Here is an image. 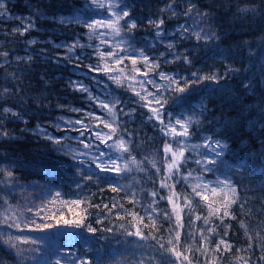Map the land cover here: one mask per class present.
I'll list each match as a JSON object with an SVG mask.
<instances>
[{"label": "trees", "instance_id": "obj_1", "mask_svg": "<svg viewBox=\"0 0 264 264\" xmlns=\"http://www.w3.org/2000/svg\"><path fill=\"white\" fill-rule=\"evenodd\" d=\"M3 2L7 14L0 15V53L7 55H0V220L13 211L19 219L0 223V264H81V261L161 264V245L172 247L168 240L178 230L167 199L170 189L161 188L168 160L164 146L167 143L176 149L181 140L188 146L181 175L168 180L177 194L184 195L191 193L190 184L197 181L186 182L182 176L188 172L193 177L199 176L201 167L195 161L201 159V154H209L204 147L192 149L191 146L202 145L207 136L222 141L227 147L217 171L204 173V178L215 184L218 177L226 175L237 188L236 203L230 206L229 217L223 220L212 217L205 224L203 217L208 216V208L199 197H192L191 210L181 213L184 226L179 229L183 245L180 250L191 248L185 254L190 256L192 264H211L213 260L217 264H242L240 258L249 264H264V0H191L198 11L208 14L200 26L219 37L207 43L181 38L176 32L179 24L193 23L182 15L189 0H123L130 17L120 22L121 36L104 26L96 28L94 33L84 27V20L113 19L108 0H101L105 4L103 8L91 0ZM173 2L179 13L175 17L166 7ZM159 18L165 20L164 32L171 33L162 39L156 38L157 30L149 24L150 20ZM129 19L137 25L131 32L125 31ZM29 22L34 26L23 35L13 31ZM104 40L108 43L101 42ZM121 40L125 41L123 47L128 51L119 55L127 57L131 49L143 48L146 55L159 63L158 71L193 81L184 93L171 90L165 93L169 100L166 109L173 114V124L181 115L197 118L189 128V137L161 132L159 122L148 119L151 113L143 107L145 102L129 90L128 81L118 86L109 78L118 73L93 71L105 66L99 52L114 50L113 46ZM168 41L174 42V49L166 47ZM73 45L69 52L68 48ZM183 55H188L192 64L184 63L182 58L174 59ZM107 65L116 67L112 58H107ZM119 67L130 70L132 65L125 59ZM137 67L141 73L147 71L142 62ZM227 69L231 70L225 74ZM193 72L200 76L215 74L218 80L197 82ZM137 78L145 79L142 75ZM148 78L164 83L157 72L150 73ZM74 83L84 85L88 91L77 90ZM145 87L150 92L156 91L152 85L145 84ZM136 88L139 90L138 85ZM89 93L105 102L120 101L114 110L115 120L119 124L118 132L130 148V154L125 153L123 159L128 160L130 155L139 162V166L130 165L131 171L115 173L97 168V164L103 167L109 159L108 156L99 159L101 152L110 153L112 159L119 153H113L95 139V132L109 130L102 125L96 127V121L85 114L92 112L109 121L113 117L98 107ZM201 104L203 109L199 107ZM5 108L10 111L5 113ZM13 112L17 115H12ZM78 119L91 129L83 137L73 130L81 128L75 124ZM168 119L165 116L166 122ZM175 127L180 131L179 125ZM46 135L63 137V143L54 144ZM74 137L91 143L93 148L83 149ZM69 145L90 152V156L74 160ZM92 158H97L95 163ZM6 171H11L12 177H7ZM84 176L92 178L85 180ZM77 184L81 186L78 188ZM110 186L120 190L113 192ZM57 192L61 195L54 201ZM152 192L157 195L153 197ZM130 200L136 203L131 204ZM113 204L118 207L113 208ZM149 206L157 209L153 216L159 231L153 232L141 225L144 239L128 235L134 228L122 217L135 211L145 218V223L151 224L146 215ZM85 212L88 215L84 225L64 223L79 219ZM196 216L202 218L195 220ZM13 223H19L20 227H9ZM45 224L51 227H43ZM88 224L97 231L88 232ZM213 226L215 232L207 233ZM109 228L112 231H105ZM201 232L208 241L204 245L207 253L197 251L201 248ZM9 236L30 237L36 243L14 249L3 242ZM220 239L232 245L227 252L221 246L223 255L215 250ZM168 255L169 260H175ZM169 260L163 264H169Z\"/></svg>", "mask_w": 264, "mask_h": 264}, {"label": "snow or ice", "instance_id": "obj_2", "mask_svg": "<svg viewBox=\"0 0 264 264\" xmlns=\"http://www.w3.org/2000/svg\"><path fill=\"white\" fill-rule=\"evenodd\" d=\"M92 4L98 6V7H105V4L101 2V0H91ZM108 10L110 12V15L113 17V19L106 20V21H99V20H84L83 24L84 27L88 28L91 32H95L96 28L104 26L109 28L112 33H114L116 36H121L122 29L120 26V22L122 20H125V18L130 17V12L126 10L128 8L127 4L123 3V0H108L107 4ZM171 12L172 16L175 17L179 15V13L175 10L176 5L175 3H169L166 6ZM120 8L121 11H115V9ZM161 11H164V9H161ZM241 11H248V9H242ZM7 9L5 8V4L3 0H0V15H6ZM183 16L187 17L190 20H193L192 24H179L177 26L176 32L179 33L181 38L184 39H192L194 38L197 41H204L207 43L211 40H218L219 37L215 33H210L207 31L204 27H201V23L203 19L208 15L206 12H200L196 9V6L191 3V0L188 2V6L186 11L182 13ZM16 19H20L23 21L25 18L17 17ZM127 23V29L125 31L131 32L132 29L136 28L135 21L129 19L126 21ZM149 24L153 25L155 29L157 30L155 32V36L158 39H162L165 35H171V33H165L163 30V25L165 24V20L163 18H159L155 21L150 20ZM34 25L29 22L26 25H23L20 28L14 29V32H19L20 35H23L25 32L29 30V28L33 27ZM34 41H31L30 43H33ZM102 43H108V41L104 40L101 41ZM125 41L121 40L116 45L113 46L112 51H106V52H99V56L102 61L105 62V66L102 68H94L93 71H103L105 74H111V73H118L115 75H109V78L114 81V83L118 86H124L125 81H128V88L129 90L133 91L134 94L139 97L141 101H144L143 107L148 108L151 115L148 117L149 120H155L158 121L161 125V132L165 133L166 135H172V136H181V137H189L191 133L189 132V128L193 123L197 122V118L195 116H183L175 119V122L173 124V121L171 117L173 114L171 112H167L166 105L169 103L168 98L165 96V93L168 91H174L175 93H184L188 90L189 85L193 83V81H187L182 77H178L176 75H171L168 73H165L163 71H158L160 65L158 62H156L154 59L150 58L148 55L145 54V50L142 49H131L130 55L127 57H124L122 55H119L120 52L128 51L127 48L123 47ZM75 47V45L70 46L68 48V51L71 52L72 49ZM166 47L169 50L174 49V42L168 41L166 43ZM218 47V46H217ZM220 53L223 54V50H220ZM0 55L6 56L7 53H0ZM164 54L161 53V56ZM107 58H112V62L116 67H110L107 65ZM183 59V62L186 64H192V59L188 55L180 56H174V59ZM17 59H20L17 57ZM28 59H31L30 57ZM125 59H128L131 62L132 68L128 70L127 68H121L119 67ZM143 63L147 71L141 73V70L139 67H137L138 63ZM168 63H171L172 61H166ZM231 69H227V71H230ZM152 72H157L159 79L163 81L164 83H157L155 80L148 78L149 74ZM138 75H142L145 77V79H138ZM192 76L195 77L196 81H204V80H213L217 81L218 77L213 74L211 76H200L196 72L192 73ZM145 84L152 85L153 88L156 89L155 92H150L145 87ZM136 85L139 86V90H137ZM77 90L82 92H87L88 89L82 85V84H75L73 85ZM247 85H245V88ZM5 92L8 91V89L4 90ZM89 98L93 99L97 102L98 107L104 109L107 114L113 117L111 121L103 118L102 116H97L95 113L88 112L85 115L89 119H94L96 121V127H100L101 125L103 128H107L109 132L102 133L100 131H97L94 133L95 139L99 140L101 144H105L106 147L112 150L113 153H119V155L116 156L115 159L111 158L110 153H104L101 152L99 159H102L105 156H108L109 159L105 163V166H101V164H97V168H100L101 171H109V172H115V173H124L131 171L130 165H136L139 166V162L135 160L134 157H131L129 155L128 160H124V154L129 153L130 154V148H129V142L123 138V136L118 132L119 124L115 120V109L117 108V105L120 104V101L118 99L113 101L105 102L104 100H100L98 97H92L91 93H89ZM199 107L202 109L204 108V105L201 104ZM10 109L5 108L4 112H9ZM73 111H81L80 109H73ZM12 115H17V113H12ZM165 116H167L169 119L167 122L165 121ZM67 123L71 124V121H68ZM75 124H79L81 126L80 129H73L74 131L79 132V137H83L85 131H91V129L88 127L86 123H84L83 120H76ZM175 125H179L180 131H177V128ZM39 128V125L37 126ZM59 127V125H58ZM43 131V129H40ZM3 135H7V133H2ZM46 138L51 140L54 144H62L63 143V137H53L51 135H46ZM73 139H76L78 141L79 145L83 146V149L91 150L93 148V145L89 142H85L83 139H79L78 137H74ZM108 141H112V143H108ZM188 146L185 144V141H180V147L173 149L169 144H165L164 150L166 155L170 153V159L166 162L164 172L165 177L161 180V188H169L170 189V195L167 197L169 204L172 206V211L175 214V219L177 222V231L175 232L174 237L169 238L168 244L172 245V247H165L164 245H161V248L163 249V253L161 255V264H163V261L169 260V255L171 257H174L175 260L171 261L169 260V264H176L177 261H183L187 262V264H192V260L190 259V256L185 254V252H190L191 248H185L184 251H181L180 249L183 247L181 244V234L179 229L183 228V218L181 213L185 209L191 210L193 199L192 197H199L201 201H203L206 204V207L208 208V216L203 217L205 224L210 223V218L219 216L221 220H223L225 217H229L231 213L229 212V208L232 204L236 203V194H237V188L233 184V182L225 175L223 178H217V181L215 184H212L211 182H207L204 178V173H210L217 171V166L220 161V157L223 154L224 149L227 147L226 144H224L220 140H214L212 136H207L203 139L202 145H193L191 146L192 149L204 147L209 150V154H201V159H197L195 163L197 165H200L201 167V174L199 176L193 177L191 172H188L187 174H184L182 176L183 180L188 182L190 180L197 181L196 183H191V193L180 195L177 194L174 187L168 183V180L175 179L176 176L181 175V169L187 160V157L185 156V151ZM69 153L72 155V158L75 160L79 156H85L89 157L90 152L88 151H80L77 148H72L71 145L68 146ZM97 158H92V162L95 163ZM83 161H81L82 163ZM211 165L212 167H209ZM243 167V164L240 165ZM153 167H155V163H153ZM159 171V169H158ZM78 174H80L78 172ZM5 175L7 177H12L13 173L11 171H6ZM91 176H84L83 179L90 180ZM81 185L77 184V187L79 188ZM111 190L113 192L119 191L120 189L115 186H110ZM50 194V193H49ZM60 193H55L54 201L55 199L60 197ZM151 195L155 197L157 195L156 192H152ZM161 199H164V197H161ZM53 201V202H54ZM5 203L7 201L5 200ZM73 203L79 204V201H74ZM129 203L135 204V200H130ZM85 204L87 207H91V205H88L85 201ZM156 204V201L153 200V205ZM113 208L118 207V205L113 204ZM122 207V206H120ZM150 210L146 212L147 219L151 221V224H147L144 222L145 218L139 216V214L135 211L129 212L128 216L122 217L123 219H128L129 224L134 228V231L128 232V235L139 237L140 239H144V234L141 230V225H143L144 228H150L153 232H158L159 228L156 224V220L153 216V213L157 212V209L155 207L149 206ZM105 208L110 212L111 209L107 208V205H105ZM8 211V209H6ZM27 211H31V209H27ZM39 214V210L37 211V215ZM222 214V215H221ZM88 215L87 212H85L83 215L80 216L79 219L72 220V221H64L66 224H74L77 227H80L81 225L85 224V217ZM165 215H169L168 213H165ZM202 217L196 216L194 219L199 220ZM234 218V217H233ZM19 217L16 215L15 211L12 212L11 215L6 216L4 220H0V223H7L9 220L17 221ZM191 219V218H190ZM97 223H100L98 220ZM9 227H16L19 228V223H13L9 225ZM45 228L51 227L49 224L43 225ZM123 227V226H122ZM241 227H244L242 224ZM87 231L90 233H95L97 229L95 227H92L90 224L86 225ZM105 231H112V229H105ZM215 232V226L209 227L207 229V233L211 234ZM224 235H227V232L224 233ZM2 238V237H0ZM201 248L197 249V251H203L205 253L208 252V249L204 247V245L208 242L207 239L204 238V233L201 232ZM251 240V237H249ZM5 244L9 245L11 248H18V245H25V244H33L36 243L35 240H32L30 237L25 236H9L6 240L3 241ZM221 246H223V252H227L232 248V245L227 243L224 239H220L218 243L216 244L215 250L218 253H221L223 255V252H221ZM249 248L252 247V244L250 243L248 245ZM22 254L23 249L19 250ZM237 251H241L240 249H237ZM242 259V264H249L248 260ZM81 264H88L87 261H81ZM211 264H217L215 260L211 262Z\"/></svg>", "mask_w": 264, "mask_h": 264}, {"label": "rangeland", "instance_id": "obj_3", "mask_svg": "<svg viewBox=\"0 0 264 264\" xmlns=\"http://www.w3.org/2000/svg\"><path fill=\"white\" fill-rule=\"evenodd\" d=\"M167 155H168V160H169V159H170V153H169V154H167ZM168 160H167V161H168Z\"/></svg>", "mask_w": 264, "mask_h": 264}]
</instances>
